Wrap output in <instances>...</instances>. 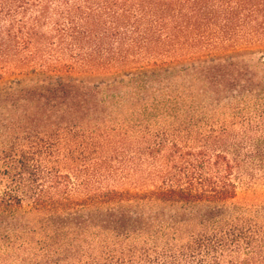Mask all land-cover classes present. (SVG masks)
Returning <instances> with one entry per match:
<instances>
[{
  "label": "trees",
  "instance_id": "obj_1",
  "mask_svg": "<svg viewBox=\"0 0 264 264\" xmlns=\"http://www.w3.org/2000/svg\"><path fill=\"white\" fill-rule=\"evenodd\" d=\"M262 49L264 0H0V264H264L234 162L178 142L264 134Z\"/></svg>",
  "mask_w": 264,
  "mask_h": 264
},
{
  "label": "rangeland",
  "instance_id": "obj_2",
  "mask_svg": "<svg viewBox=\"0 0 264 264\" xmlns=\"http://www.w3.org/2000/svg\"><path fill=\"white\" fill-rule=\"evenodd\" d=\"M262 55L264 49L255 51V57ZM12 80H19V77L15 76ZM210 122L213 123L212 127L204 125L199 131L200 134L193 131L192 135H180L178 142L183 146H205L211 151L225 152L235 164L238 186L236 203L264 212V134L248 132L241 125L232 124V120L224 113L213 116ZM209 128L216 130L212 133L216 136L208 135L211 130ZM118 151L123 158L131 154L130 150ZM102 156V153L88 155L87 159L90 161L92 158Z\"/></svg>",
  "mask_w": 264,
  "mask_h": 264
}]
</instances>
